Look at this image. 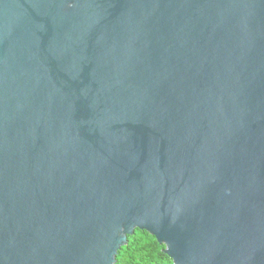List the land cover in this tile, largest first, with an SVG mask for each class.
Segmentation results:
<instances>
[{
    "label": "water",
    "instance_id": "1",
    "mask_svg": "<svg viewBox=\"0 0 264 264\" xmlns=\"http://www.w3.org/2000/svg\"><path fill=\"white\" fill-rule=\"evenodd\" d=\"M264 264V0H0V264Z\"/></svg>",
    "mask_w": 264,
    "mask_h": 264
},
{
    "label": "trees",
    "instance_id": "2",
    "mask_svg": "<svg viewBox=\"0 0 264 264\" xmlns=\"http://www.w3.org/2000/svg\"><path fill=\"white\" fill-rule=\"evenodd\" d=\"M164 250L165 246L160 245L155 237L136 230L120 250L117 264H173Z\"/></svg>",
    "mask_w": 264,
    "mask_h": 264
}]
</instances>
